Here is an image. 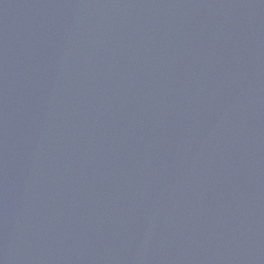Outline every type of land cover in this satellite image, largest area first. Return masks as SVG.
Returning a JSON list of instances; mask_svg holds the SVG:
<instances>
[{
	"label": "water",
	"instance_id": "obj_1",
	"mask_svg": "<svg viewBox=\"0 0 264 264\" xmlns=\"http://www.w3.org/2000/svg\"><path fill=\"white\" fill-rule=\"evenodd\" d=\"M0 264H264V0H0Z\"/></svg>",
	"mask_w": 264,
	"mask_h": 264
}]
</instances>
